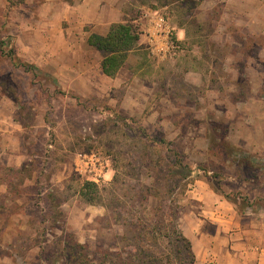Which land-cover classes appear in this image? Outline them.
<instances>
[{
  "label": "rangeland",
  "instance_id": "374dc122",
  "mask_svg": "<svg viewBox=\"0 0 264 264\" xmlns=\"http://www.w3.org/2000/svg\"><path fill=\"white\" fill-rule=\"evenodd\" d=\"M129 1L126 23L137 20L135 26L143 29L146 10L163 9L175 24L188 21L184 25L190 34L176 61L158 63L144 49L132 53L130 66L141 73L145 95H155L143 110L124 108L121 91L93 96L70 92L72 79L54 73L73 63L57 57L60 62L49 65L43 57L49 46L34 45L45 34L31 35L27 29L42 19L44 0L0 1V128L14 130L12 137L0 138V184L8 185H0V264H67L61 250L74 241L103 259L121 244L124 228L119 221L128 215L115 212L114 200L132 204L131 189L140 184L161 189L157 161L176 151L192 169L190 186L198 180L237 200L264 198V28L215 30L208 24L210 16H201L197 0L175 5V0ZM11 51L35 69L14 66L7 56ZM179 94L186 112L179 115L180 137L171 141L168 122L175 117L167 111L161 116L158 108L162 96L176 99ZM202 106L206 111H200ZM11 139L17 141L15 153L28 156L20 168L5 164ZM91 154L107 165L95 204L81 196L90 181L75 171L78 156ZM256 169L262 172L259 178L252 176ZM190 186L178 197L180 219ZM137 211L142 210L137 206L135 216ZM143 214L153 217L154 211L147 208ZM246 214H264V202Z\"/></svg>",
  "mask_w": 264,
  "mask_h": 264
},
{
  "label": "crops",
  "instance_id": "0c3cea01",
  "mask_svg": "<svg viewBox=\"0 0 264 264\" xmlns=\"http://www.w3.org/2000/svg\"><path fill=\"white\" fill-rule=\"evenodd\" d=\"M182 1L187 3L189 0ZM197 1L201 16L209 15L208 24L215 30L235 29L241 25L245 28L246 25L253 29L260 26L264 28V0ZM126 4H131V2L129 0H44L42 19L38 24L31 23L27 29L32 30L31 35H35L37 31L45 34L46 38L42 42H35L34 45L56 49L54 52L50 49L43 50L45 52L43 57L49 65L56 61L60 62L57 57L61 58L64 63L69 60L73 63L62 65L61 73L60 71L54 73L55 77L64 76V78L72 79L70 92L78 96H93L103 92L109 94L121 91L124 94L122 102L124 108L143 110L155 100V95L151 93L145 95V89H142L145 81L141 78V73L132 68L130 64H132V53L136 50L144 49L150 55L145 32L148 24L147 18H145L146 23L143 29L135 26L138 23L137 20L132 21L131 25L142 33L141 38L135 49L129 53L128 66L122 68L115 77H108L103 73L101 65L103 56L88 44L91 36L105 37L114 24L126 23L124 19ZM175 4L177 2L173 5ZM149 12H163L168 22L176 29L178 40L184 47L187 46L190 34L189 27L184 23L188 21L183 23L178 21L175 24L163 9H149L145 13ZM188 13L186 11V14ZM197 27L201 30L203 28V26ZM32 37L34 40L38 38ZM58 47L62 49L58 51ZM83 50L86 51L85 54L82 53ZM91 50L94 55L88 56L87 52ZM93 56L95 67L91 63ZM66 58L69 60H65ZM138 80L142 81V86ZM174 96L176 99L162 96V105L158 108L162 109L161 116L167 111L175 117L173 121L168 122L172 127L173 138L168 137L167 139L171 141L180 137L182 130L179 115L186 112L183 106L184 101L180 98L181 95ZM203 100L202 98L201 101ZM202 109L200 111H206ZM156 113L158 116L159 113ZM0 119L3 118L0 117ZM163 120L164 123L167 122L166 119L163 118ZM0 130L4 134L0 135V138L8 137V135L12 137L14 134V130L8 131L2 127ZM10 141L14 153H5V164L20 168L28 156L19 152L15 153L17 141L12 139ZM2 156L4 153H0V158ZM0 185L8 187L4 182ZM184 204L187 210L180 219V228L192 243L196 264H264V214H239L223 196L216 193L207 183L198 180L190 186Z\"/></svg>",
  "mask_w": 264,
  "mask_h": 264
},
{
  "label": "trees",
  "instance_id": "16d2710c",
  "mask_svg": "<svg viewBox=\"0 0 264 264\" xmlns=\"http://www.w3.org/2000/svg\"><path fill=\"white\" fill-rule=\"evenodd\" d=\"M178 1L175 0L174 2ZM192 1L196 0H189L188 2ZM141 34L138 28L133 25L120 23L114 24L105 37L93 35L89 38L88 44L103 56L101 65L106 76L115 77L122 68L128 66L129 53L139 43ZM7 56L14 63V66H20L26 71L35 69L34 65L17 59L14 51H11ZM163 143L170 144L165 141ZM233 152L239 153L236 149ZM173 154V156L164 157L157 161V166L163 175L161 177V181H163L161 189L140 184L137 189H131L135 192L129 199L132 200V204L122 203L120 198L114 200L115 212L128 214L121 219L122 221H119L124 228V234L119 238L121 244L117 245L113 251L104 253L103 259L99 260L89 253L87 245L76 241L74 243L66 242L61 253L67 259V264H196V255L192 243L180 228L181 213L178 204V197L183 195L190 186L192 169L182 152L176 151ZM243 164L245 165V163ZM164 165H166V170L162 168ZM199 170L201 171V169ZM258 171L259 169L254 170L252 176L259 178L262 172ZM244 172L249 171L245 170ZM114 182H118L116 176ZM213 190L234 204L239 214H244L249 209L252 210L258 204L261 205V201L264 202V198L261 201L258 199L252 202L248 201L247 198L237 200L221 189L213 188ZM81 196L88 203L95 204L101 198L98 185L85 182ZM152 200L155 203L150 207L149 204ZM137 206L142 211H137L140 214L135 216ZM147 208L154 211L153 217L143 214Z\"/></svg>",
  "mask_w": 264,
  "mask_h": 264
},
{
  "label": "built area",
  "instance_id": "2783aa9c",
  "mask_svg": "<svg viewBox=\"0 0 264 264\" xmlns=\"http://www.w3.org/2000/svg\"><path fill=\"white\" fill-rule=\"evenodd\" d=\"M148 20L146 35L150 55L160 63L175 61L185 53L178 40L176 29L168 22L163 12L145 14ZM107 165L97 155H79L75 171L88 181L98 184L105 179Z\"/></svg>",
  "mask_w": 264,
  "mask_h": 264
}]
</instances>
